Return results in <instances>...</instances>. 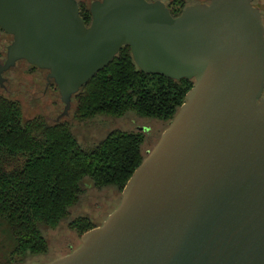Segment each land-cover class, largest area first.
Here are the masks:
<instances>
[{"label":"water","instance_id":"1","mask_svg":"<svg viewBox=\"0 0 264 264\" xmlns=\"http://www.w3.org/2000/svg\"><path fill=\"white\" fill-rule=\"evenodd\" d=\"M0 0L20 60L49 71L64 111L129 45L146 74L194 80L179 113L81 244L47 264H264V25L253 0ZM58 120V119H57ZM143 130V128H141Z\"/></svg>","mask_w":264,"mask_h":264},{"label":"trees","instance_id":"2","mask_svg":"<svg viewBox=\"0 0 264 264\" xmlns=\"http://www.w3.org/2000/svg\"><path fill=\"white\" fill-rule=\"evenodd\" d=\"M189 1L164 2L178 16ZM193 84L146 74L130 46H123L73 97L74 118L94 123L99 117L130 116L137 123L111 128L88 144L79 140L72 123L25 119L21 104L0 94V240L10 236L16 242L11 263L31 264L46 255L49 237L63 222L80 236L101 225L102 218L94 217L111 203L120 204L125 185L153 145L154 126L156 132L169 126ZM138 126L151 127L152 133ZM87 205L92 214L82 212Z\"/></svg>","mask_w":264,"mask_h":264},{"label":"rangeland","instance_id":"3","mask_svg":"<svg viewBox=\"0 0 264 264\" xmlns=\"http://www.w3.org/2000/svg\"><path fill=\"white\" fill-rule=\"evenodd\" d=\"M94 0H78L80 2L82 14L85 15L88 21L91 20V14L89 12L90 4ZM165 1V0H164ZM207 0H190L188 5L193 2H204ZM10 40V39H9ZM10 43V42H9ZM47 71L38 68L35 65L28 63L27 61H21L8 75L10 79L6 82V89L0 87V94L5 95L11 99L17 100L22 107L23 117L25 119H33L35 117H44L50 122L59 121L70 122L73 124L74 132L81 142L89 143L91 139H100L108 133L111 128H131L132 123H137L136 120L130 116L124 119L114 120L106 119V117H99L94 123H81L74 118V111L76 104L73 101L69 113L59 119V116L64 111V103L61 99L59 89L54 82H48ZM143 127V126H142ZM140 126L136 127L138 130H142ZM129 128V129H130ZM145 128V132H148L149 128ZM157 128L153 129L152 149L160 138L162 132L165 129H161L156 132ZM152 133V131H149ZM147 146V154L149 150ZM118 202V201H117ZM116 203H111L95 220L101 224L108 216V213L116 208ZM118 206V204H117ZM87 208V209H85ZM82 212H88L92 214L90 206H86ZM111 210V211H110ZM78 212V211H77ZM90 216V215H89ZM92 218V217H91ZM89 231V230H88ZM60 233V234H59ZM83 235V234H82ZM80 235L69 228L68 222H63L49 237L51 239V245L49 252L46 255L39 257L37 261L31 264H47L54 259L64 256L73 249H76L80 245ZM15 240L10 236H6L0 240V264H12L11 259L12 252L15 247ZM71 246V247H68ZM73 248V249H72ZM19 258V257H17Z\"/></svg>","mask_w":264,"mask_h":264},{"label":"flooded vegetation","instance_id":"4","mask_svg":"<svg viewBox=\"0 0 264 264\" xmlns=\"http://www.w3.org/2000/svg\"><path fill=\"white\" fill-rule=\"evenodd\" d=\"M209 0L207 1H204V2H208ZM253 4L255 7H257L260 11H261V15H262V22H263V25H264V0H253ZM80 6V5H79ZM91 6V4H90ZM89 12L91 14V11H90V8H89ZM80 14L81 16L84 18L85 20V24L86 26H90L91 25V22H92V15H91V20L88 21L87 18L85 17L84 14H82V11H81V6H80ZM10 39V40H9ZM14 36L6 31H4L2 28H0V68L1 66H3L8 58V46L14 41ZM10 42V43H9ZM21 61H26V60H20L17 62V64ZM17 66V65H16ZM16 66H13L7 70H4L2 73H1V77H0V87L2 88H5L7 87L6 85V82L9 78V74L12 72V70L16 67ZM39 68V67H38ZM41 69V68H40ZM43 70H46V69H43ZM47 71V80L48 82H54V80L51 78L50 80L48 79V75H49V71ZM55 83V82H54ZM56 85V84H55ZM57 86V85H56ZM58 88V87H57ZM142 127V126H140ZM143 128V131H145V128ZM149 130L147 133H149V131L151 130V127H148ZM152 140V139H151Z\"/></svg>","mask_w":264,"mask_h":264}]
</instances>
